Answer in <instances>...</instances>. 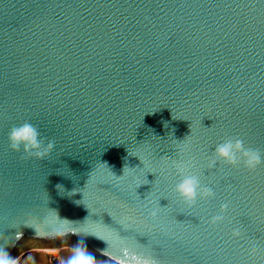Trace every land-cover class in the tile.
<instances>
[{
  "label": "water",
  "instance_id": "obj_1",
  "mask_svg": "<svg viewBox=\"0 0 264 264\" xmlns=\"http://www.w3.org/2000/svg\"><path fill=\"white\" fill-rule=\"evenodd\" d=\"M25 122L54 141L45 159L10 149ZM228 139L264 158V0H0V246L11 256L73 230L106 260L109 245L89 233L119 231L160 264H264V163L209 169ZM181 158L214 199L183 205L168 165ZM158 201L154 223L143 205Z\"/></svg>",
  "mask_w": 264,
  "mask_h": 264
},
{
  "label": "clouds",
  "instance_id": "obj_2",
  "mask_svg": "<svg viewBox=\"0 0 264 264\" xmlns=\"http://www.w3.org/2000/svg\"><path fill=\"white\" fill-rule=\"evenodd\" d=\"M9 147L13 152L20 153L23 155L21 159L25 157H34L37 160H43L47 157L55 147L54 141H48L46 146H43V141L40 137V132L36 126L29 122H25L19 126L13 127L10 130L9 136ZM184 152L183 148L177 150L178 155H182ZM214 159L210 160L208 163L209 169H214L218 162H223L226 166L236 168L243 164V166L250 172H254L258 167L264 163V158H262L261 152L256 149L246 148L244 141L242 139H228L225 142L215 146L214 148ZM138 157V156H136ZM143 167H145V162L140 157H138ZM167 157H163L162 160ZM147 159V158H146ZM169 159V158H167ZM168 165L174 169L175 174L180 177L179 182L176 183L173 192L179 197V200L188 209L195 207L198 200H211L215 198L214 191L206 186H202L200 176L194 173L191 169L195 168V162L192 160L185 161L184 159L169 160ZM125 169V168H124ZM154 174L152 171L148 172ZM113 175V174H112ZM114 176V175H113ZM117 180H123L125 177V172L123 170V175L120 177L114 176ZM136 189L141 185L135 178L133 179ZM151 202L143 205L145 208H149L148 219L157 222L159 211L161 208L159 201L156 207H150ZM229 210V204L224 203L220 206L219 213L211 217L209 224L210 226H217L223 223L225 219V214ZM55 219L62 225L65 223L71 224L67 220L61 221L56 213ZM130 218H124L120 223V226L124 232H129L132 230L129 223ZM29 226V225H28ZM158 227L161 228L159 224ZM161 230H163L161 228ZM94 235L96 238L105 241L109 247L112 249L111 252L105 251L102 255L106 256V260H97L96 256L91 252L86 245L82 242L71 244L69 243L71 237L76 235L75 231L69 230L64 232H56L53 239L67 240V256H62L60 264H160V261L156 256L149 252L142 251L140 249H135L131 247L126 239L122 237L120 232L117 231L116 236L113 240H105L94 233H89ZM231 236L233 239H240L243 236L241 228L236 227L232 230ZM16 239H22V234H17ZM258 248L256 244H251L249 248V255L255 256L258 253ZM59 255H62L58 253ZM57 262V261H56ZM0 264H21L19 257L11 256L7 251L4 250L3 246H0Z\"/></svg>",
  "mask_w": 264,
  "mask_h": 264
},
{
  "label": "rangeland",
  "instance_id": "obj_3",
  "mask_svg": "<svg viewBox=\"0 0 264 264\" xmlns=\"http://www.w3.org/2000/svg\"><path fill=\"white\" fill-rule=\"evenodd\" d=\"M67 243L66 240L49 246L30 245L25 247L15 257L20 258L21 264H60L62 256H67L68 254ZM69 243L74 244L72 240Z\"/></svg>",
  "mask_w": 264,
  "mask_h": 264
}]
</instances>
